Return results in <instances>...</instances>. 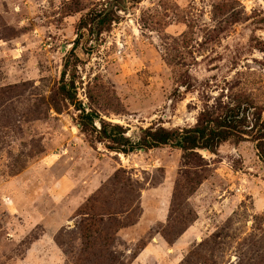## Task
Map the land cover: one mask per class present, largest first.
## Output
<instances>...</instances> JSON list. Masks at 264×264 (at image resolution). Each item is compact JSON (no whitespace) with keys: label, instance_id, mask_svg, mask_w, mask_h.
Masks as SVG:
<instances>
[{"label":"rangeland","instance_id":"rangeland-1","mask_svg":"<svg viewBox=\"0 0 264 264\" xmlns=\"http://www.w3.org/2000/svg\"><path fill=\"white\" fill-rule=\"evenodd\" d=\"M121 1L0 0V89H12L0 101V264H86L79 213L118 171L130 198L141 195L139 215L118 216L127 225L111 250L123 262L264 264V163L251 138L200 152L206 180L187 200L197 221L170 246L161 231L182 151L111 153L89 142L73 107L48 106L71 59L85 108L89 87L103 86L101 116L135 141L152 125L194 127L244 96L262 107L264 0H125L110 32L74 50L81 18ZM107 196L129 198L115 187Z\"/></svg>","mask_w":264,"mask_h":264},{"label":"trees","instance_id":"trees-1","mask_svg":"<svg viewBox=\"0 0 264 264\" xmlns=\"http://www.w3.org/2000/svg\"><path fill=\"white\" fill-rule=\"evenodd\" d=\"M124 3L125 0L115 5L116 9L114 7L93 9L83 16L78 24V38L74 50L78 48L85 35L90 40L110 32L113 25L120 22L119 12L125 9ZM72 67L76 69L71 59H67L62 79L52 90L48 106L58 113H61L64 107H73L77 114L79 129L92 145L102 144L109 152L124 156L165 147L182 151L184 170L174 193L170 218L161 231L168 245H174L197 221V214L187 209V200L206 180L207 164L200 154L201 151L217 154L223 144L229 142L239 144L249 137L255 142L257 156L264 163V106H255L251 97L244 96L236 105L227 108L221 114L204 110L197 124L191 128L167 129L160 125H152L142 129L135 141L129 136L128 128L108 122L101 116L100 108L107 103L103 96V86L99 87L96 84L94 88L89 87L87 98L90 110L85 108L84 103L78 98L76 74H71L67 79ZM11 90L0 89V101ZM115 100L119 105L118 98L114 96ZM109 104L113 105L111 102ZM116 111L119 110H115V113ZM123 173L118 171L109 185L90 198L79 213L84 252L93 255L87 256L86 264H127L111 248L119 232L127 225L118 216H127V219H130V214L139 215L141 195L134 200L130 198L133 196V189L129 181L121 177ZM112 187L117 190L120 188L130 199L116 201L108 197L107 194ZM139 191L138 189V193ZM145 248L146 245L140 246L134 254V259Z\"/></svg>","mask_w":264,"mask_h":264},{"label":"water","instance_id":"water-1","mask_svg":"<svg viewBox=\"0 0 264 264\" xmlns=\"http://www.w3.org/2000/svg\"><path fill=\"white\" fill-rule=\"evenodd\" d=\"M208 152V151H207Z\"/></svg>","mask_w":264,"mask_h":264}]
</instances>
